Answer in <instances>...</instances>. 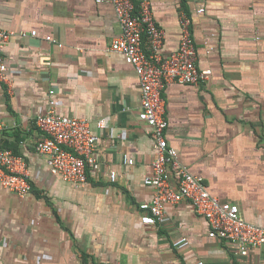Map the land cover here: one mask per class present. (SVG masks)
Returning <instances> with one entry per match:
<instances>
[{
  "label": "crops",
  "instance_id": "1",
  "mask_svg": "<svg viewBox=\"0 0 264 264\" xmlns=\"http://www.w3.org/2000/svg\"><path fill=\"white\" fill-rule=\"evenodd\" d=\"M150 1L167 33L164 55L179 49L184 11L198 66L212 71L198 84H167L169 145L212 194L264 226V0ZM0 28L17 33L0 83V143L24 158L32 184L26 197L0 190V264H264V246L235 254L188 201L166 206L164 222L142 221L155 193L145 183L154 138L139 118L134 66L110 50L121 34L111 0H0ZM52 102L92 124L97 167L84 186L54 175L38 151L36 120ZM183 238L188 245L176 246Z\"/></svg>",
  "mask_w": 264,
  "mask_h": 264
},
{
  "label": "built area",
  "instance_id": "2",
  "mask_svg": "<svg viewBox=\"0 0 264 264\" xmlns=\"http://www.w3.org/2000/svg\"><path fill=\"white\" fill-rule=\"evenodd\" d=\"M121 25V34L110 45V50L122 53L127 63L134 66L141 86L139 118L146 123L154 138L155 159L152 173L145 183L154 188L151 203L143 204L142 221L156 225L165 220V208L182 201L192 204L210 227L209 236L233 246L237 255L246 256L253 248L264 246V226L247 221L238 204L224 202L212 194L203 177L195 175L184 165L176 148L169 145L166 131V102L163 93L170 82L198 84L209 78L212 71L198 66V50L192 30V17L182 12L179 18V49L168 56L163 53L167 33L154 17L151 1L111 0ZM199 13L204 8L197 10ZM17 33L0 28V83H8L9 70L5 59L7 45ZM25 38L38 36L37 30L19 33ZM47 41L55 42L51 36ZM62 46L61 43L58 44ZM145 45L147 47H145ZM55 90L50 93L54 94ZM41 108L36 123L44 134L38 146L40 154L47 158L50 171L63 181L81 187L88 182V172L97 167L96 136L89 119L59 113L53 102ZM100 126L104 121H100ZM2 129V128H0ZM133 164V159H126ZM112 181L117 178L111 172ZM7 189L19 197L31 193L32 184L24 158L6 149L0 143V190ZM188 239L176 242V246L188 245ZM95 264V263H94ZM105 264V263H97ZM108 264H126L112 262ZM194 264H205L198 261Z\"/></svg>",
  "mask_w": 264,
  "mask_h": 264
},
{
  "label": "trees",
  "instance_id": "3",
  "mask_svg": "<svg viewBox=\"0 0 264 264\" xmlns=\"http://www.w3.org/2000/svg\"><path fill=\"white\" fill-rule=\"evenodd\" d=\"M135 2H136V4L138 5V3H139L138 0H135Z\"/></svg>",
  "mask_w": 264,
  "mask_h": 264
}]
</instances>
